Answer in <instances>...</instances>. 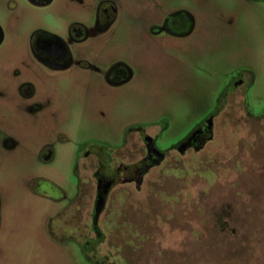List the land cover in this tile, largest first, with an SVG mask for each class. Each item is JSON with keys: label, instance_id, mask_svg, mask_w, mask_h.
Here are the masks:
<instances>
[{"label": "rangeland", "instance_id": "obj_1", "mask_svg": "<svg viewBox=\"0 0 264 264\" xmlns=\"http://www.w3.org/2000/svg\"><path fill=\"white\" fill-rule=\"evenodd\" d=\"M116 2L100 38L71 46L103 70L126 65L129 78L111 86L77 66L42 67L29 50L37 32L68 41L72 25L93 27L80 0H0V264H93L46 233L60 207L92 204L87 149H127L142 130L169 150L211 115L212 139L155 168L148 178L160 182L123 203L121 243L91 258L264 264V0H159L193 15L181 38L151 34L163 22L144 16L150 0Z\"/></svg>", "mask_w": 264, "mask_h": 264}, {"label": "flooded vegetation", "instance_id": "obj_2", "mask_svg": "<svg viewBox=\"0 0 264 264\" xmlns=\"http://www.w3.org/2000/svg\"><path fill=\"white\" fill-rule=\"evenodd\" d=\"M4 1V0H2ZM34 7H44L53 0H25ZM81 6L87 10L84 16H91L95 24L91 28L74 24L68 34V41L48 32H37L31 39L29 50L35 61L42 67L54 70H67L71 67L80 68L83 72L97 77V80L107 81L111 86H118L130 76L126 65L116 62L106 70L98 63L88 61L84 56L73 58L71 46L81 44L89 40L100 38L110 24L119 17V4L116 0H80ZM152 4L144 16L150 20H160L162 27L154 25L151 34H165L173 38H181L188 34L189 24L194 19L193 15L180 5L166 6L159 0H150ZM130 11L132 8L128 6ZM152 11V12H151ZM129 17L135 16L130 12ZM4 41V33L0 27V46ZM70 44V45H69ZM22 96L31 97L32 91L29 85L20 87ZM211 115L198 124L191 133L176 146L169 150H175L173 154L169 150L158 147L156 139L139 130V142L126 146L103 150L90 147L83 156L84 166L90 170L95 183V193L91 206H73L67 204L60 207L51 218L47 226V237L55 243H73L79 247L82 257L93 264H102L104 257L94 261L91 256L97 254L98 246H117L124 235L125 206L123 203L132 192H150L149 188L155 187L160 182L148 178L155 168L170 165L180 160L186 153L200 152L212 139L213 120ZM159 175V174H158ZM52 188L53 185L49 184ZM81 190L77 193L76 198ZM62 194V193H61ZM41 197L53 199L50 189H45ZM62 198L64 196L62 195ZM138 227V226H137ZM135 225V228H137ZM139 229V228H137Z\"/></svg>", "mask_w": 264, "mask_h": 264}]
</instances>
